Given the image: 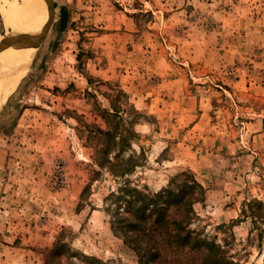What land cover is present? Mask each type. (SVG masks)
<instances>
[{
  "label": "rangeland",
  "instance_id": "rangeland-1",
  "mask_svg": "<svg viewBox=\"0 0 264 264\" xmlns=\"http://www.w3.org/2000/svg\"><path fill=\"white\" fill-rule=\"evenodd\" d=\"M16 2L37 43L47 3ZM51 2L0 109V264H140L121 189H176L185 172L205 190L192 239L264 264V0ZM6 5L0 62L22 34ZM120 117L137 135L119 147L100 129ZM104 147L136 168L111 171Z\"/></svg>",
  "mask_w": 264,
  "mask_h": 264
},
{
  "label": "trees",
  "instance_id": "trees-1",
  "mask_svg": "<svg viewBox=\"0 0 264 264\" xmlns=\"http://www.w3.org/2000/svg\"><path fill=\"white\" fill-rule=\"evenodd\" d=\"M119 114V110H115ZM122 117L115 125V130L100 129L105 139L112 140L115 146L128 143L131 137L137 133L134 129L127 128ZM121 129V130H120ZM123 129V130H122ZM130 136V137H129ZM104 146V143H103ZM124 150V147L120 148ZM109 168L113 171L122 170L118 175L131 173L136 164L133 156L126 159L120 150L114 156H110L107 147L100 150ZM124 164V168L118 165ZM104 162L98 163L102 165ZM114 173V172H113ZM116 173V172H115ZM183 186L172 188L171 186L157 193H146L137 188L121 189V198L125 207L133 215L124 217V221L130 224L131 230L127 236L131 237L127 243L135 251L140 264H238L226 257L221 246L213 241L199 238L192 239V230L189 225L194 216V203L203 199L204 188L190 173H181L172 178H182ZM191 177L188 183L186 178ZM171 181V182H172ZM191 191H187V187ZM197 190V194L194 191Z\"/></svg>",
  "mask_w": 264,
  "mask_h": 264
},
{
  "label": "bare ground",
  "instance_id": "bare-ground-1",
  "mask_svg": "<svg viewBox=\"0 0 264 264\" xmlns=\"http://www.w3.org/2000/svg\"><path fill=\"white\" fill-rule=\"evenodd\" d=\"M3 1L7 3L6 6H8L11 10L10 13L8 12L9 16L8 19H5V23L7 25H12V20L15 16L16 22L22 34L20 33L19 29L14 26V32L10 34V37H7L3 41L5 51L9 55L0 62V76H7L5 87L3 89H0V109L6 101V95L13 91V88L17 83L19 76L25 72L28 60L33 55L35 45L34 47L27 46L25 47V49L24 36L28 33H34L35 35V32L38 29V26L36 25L31 28V31H28L30 28V23L27 13L25 11L23 14L21 11L17 10L18 4L16 0H9L11 3L14 1L15 6L13 4H9L7 0Z\"/></svg>",
  "mask_w": 264,
  "mask_h": 264
},
{
  "label": "water",
  "instance_id": "water-1",
  "mask_svg": "<svg viewBox=\"0 0 264 264\" xmlns=\"http://www.w3.org/2000/svg\"><path fill=\"white\" fill-rule=\"evenodd\" d=\"M45 2L47 3V7H48V20L47 22L45 23V25L43 26L42 30L38 33V39H37V43H36V36L37 35H34V33H28V34H25L24 36V43H25V46H29V47H37L39 46L41 40L43 39V36L46 32V29H47V24L49 22V18L51 16V11L53 9V3L51 2V0H45Z\"/></svg>",
  "mask_w": 264,
  "mask_h": 264
}]
</instances>
